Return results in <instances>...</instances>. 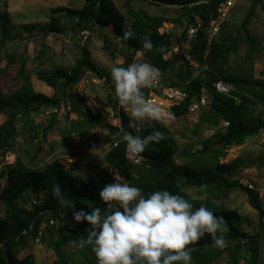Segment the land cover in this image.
<instances>
[{"label": "trees", "instance_id": "obj_1", "mask_svg": "<svg viewBox=\"0 0 264 264\" xmlns=\"http://www.w3.org/2000/svg\"><path fill=\"white\" fill-rule=\"evenodd\" d=\"M130 1V0H129ZM149 4L172 5L176 4L187 21V28L176 37L158 31L159 24H148L136 20L130 30L135 33L134 38L126 41L133 52L140 51L146 61L159 69L162 86H180L186 97L178 105L170 107L173 117H182L189 111V105L199 98L202 89L207 98L208 109L215 119L227 121L224 131L216 132L202 142V152L214 147H220L218 155L224 154V149L232 143H240L245 137L258 135L264 130V69L259 77L236 74L223 69L228 55L235 51L236 41L230 43L218 36L207 39L205 27L209 19L214 16L218 3L221 0H144ZM80 8L58 6L51 10L48 21L44 23L20 24L19 32H13V25L9 18L7 6L0 9V49L9 40L25 35L40 32L61 33L63 16L76 20L73 28L86 29L89 24L98 27L111 26L113 32L122 35L125 22L124 14L115 4V0H82ZM260 2L264 10V0ZM128 4V2H127ZM126 4V5H127ZM202 20L203 26L198 29L195 37L187 38V29ZM149 35L154 45L151 51L145 50L142 37ZM218 36V38H217ZM106 41V39H104ZM188 43L184 47V43ZM177 44L180 51L171 53V46ZM106 46V45H105ZM132 57L127 58V66ZM178 67L170 79L162 80V75L168 71L175 61ZM13 60L10 58L4 66H0V114L3 121L0 123V150L13 145L17 137L23 132L27 135V144H39L45 140L48 132L60 124L57 110L48 112L46 124L39 129L33 119V113L42 107H59L63 98L77 108L82 119L69 120V127L65 130L66 137L72 134L86 138L95 127L106 129L114 135L113 142L103 155L104 161L115 171L126 178L131 186L139 187L147 195L157 190H168L172 194L182 195L194 207L206 205L217 216H224L230 231L227 233V247H215L211 238L206 234L200 241L190 245L193 264H206L213 257L229 250L230 264H236L243 259L247 264H255L257 255L256 245L260 237H264V208L261 205L258 193L243 186L237 180L231 179L235 166L241 163L240 158H234L227 163L211 164L204 158L193 159L186 163H177L173 156L178 150V144L171 130L162 121H153L144 129L137 132L129 126L128 115L118 101L109 99L111 106L116 109V116L120 118V125H113L106 121L105 113L92 114L85 106L86 98L81 94L70 92L77 84L84 69L98 73L96 64L89 57V50L82 48V54L75 63L66 68L58 66L49 73L38 71L36 77L48 86L59 91V95H46L36 91L32 85L31 74L26 69V59L19 57L16 77L20 79L19 86L6 93L3 90L1 77ZM199 72L194 75L195 70ZM222 79L232 86L229 94L217 92L213 82ZM145 95L148 89H143ZM160 93V89L156 90ZM102 106H105L100 102ZM80 105L85 106L83 112ZM261 108V109H260ZM259 110L258 112H256ZM121 129L141 137L151 131H160L164 139L159 143H152L144 153L139 163L131 162L126 155V143L121 139ZM37 151L40 148H36ZM0 176L5 179L0 193V201L4 205V215L0 216V264H34L31 254L17 258V248L23 244L27 235H41L44 241L60 258L62 248L71 241L86 236L87 222L77 223L72 217V209L61 206L53 195V185L59 183L62 191L73 201L76 210L90 212L95 207L105 208L99 197V191L105 184L112 183L114 178L108 172H103L95 179L84 180L81 176L72 173L61 160L55 158L42 166L31 165L21 156H17L11 165L1 169ZM192 185L199 189L216 190L223 192L234 187H240L249 195L250 205L258 212L260 229L255 235H250L239 228V215L234 210H224L222 206L208 200L191 199L184 190V186ZM32 199L36 202L32 203ZM53 220L51 225L48 221ZM45 228L41 229L43 222ZM247 246L246 250L241 249ZM84 261L95 264L96 257L91 246L85 247Z\"/></svg>", "mask_w": 264, "mask_h": 264}, {"label": "rangeland", "instance_id": "obj_2", "mask_svg": "<svg viewBox=\"0 0 264 264\" xmlns=\"http://www.w3.org/2000/svg\"><path fill=\"white\" fill-rule=\"evenodd\" d=\"M231 1L232 6L222 22L224 24L221 30L219 29V34L216 33L228 43L232 40L236 41V49L228 55L223 69L236 74L259 77L264 69V10L261 3L256 0ZM82 3V0H0V9L4 8V5L7 6L13 32H19L20 24H42L48 21L53 8L58 6L80 8ZM115 4L125 16L122 32L130 30L131 24L136 20L147 22L150 25L158 23L160 33H168L173 37L178 36L187 28L186 18L181 10L177 9L178 6L149 4L144 0H115ZM75 22L76 20L63 16L61 33L35 32L25 35L22 32V37L7 41L0 49V66H4L10 58L13 62L2 74L3 90L9 93L18 86L20 79L16 77V72L19 57L23 56L26 59V69L32 75L34 88L48 95H59L56 89L39 83L36 73L38 71L49 73L58 66L70 68L82 54V48L86 47L89 50L90 59L98 68V73L84 69L79 82L72 86L70 92L85 96V106H88L92 114L104 115L105 113L106 121L117 125L119 118L116 116V109L109 103V99L118 101L110 69L112 66L127 67V58H133L138 53L133 52L127 43L118 42L119 36L113 32L111 26L98 27L89 24L85 29L87 39L82 41L80 39L81 29L73 28ZM183 46L187 47L188 43H184ZM142 62L146 61L142 60ZM179 62L180 60L175 61L173 66L163 73L162 80L173 76ZM198 72L199 70L196 69L194 74ZM62 100L63 102L57 108L42 107L33 113V119L41 129L46 124L48 112L57 110L59 126L51 129L44 141L39 144L33 143L30 147L27 144V135L22 132L15 143L9 146L12 155L15 158L21 156L29 164L38 166L57 158L63 162L65 168L84 180L95 179L103 172H108L113 176L114 170L104 161L103 155L112 145L114 136L106 129L96 127L86 138L77 136L66 138L63 133L67 128L68 118L80 116L81 113L79 114L77 108L70 106L68 100L65 98ZM100 102L107 107L104 108ZM80 106L79 109L84 112L85 106ZM123 109L130 115L128 107H123ZM2 121L3 116L0 114V123ZM164 123L171 130L179 146L173 156L175 162L186 163L193 159L204 158L211 164L215 162L220 164L240 158L241 163L235 166L231 179L237 180L248 188H250L248 185H251L250 189L258 193L259 201L264 208V130L258 135L245 137L240 143L230 144L224 149L223 155H218L221 149L217 146L207 152L201 151L202 142L206 138L225 129L222 120L215 119L211 115L208 105L188 111L182 117L165 119ZM91 140L95 142L94 147L86 145ZM38 147L39 151L36 149ZM4 182L5 179L2 180V184ZM184 190L191 199L208 200L222 206L226 211H236L240 218L239 228L250 235L258 233L260 229L258 212L250 205L249 195L242 188L234 187L217 192L213 189H199L186 184ZM3 215L4 205L0 201V216ZM52 223L53 220L48 221V225ZM45 225L44 221L41 229H44ZM246 247L242 246L241 249L246 250ZM256 250L255 264H264V237H260ZM82 252H86L85 247L79 248L69 243L63 246V257L60 258L42 241V236L38 233L36 236L27 235L25 237L23 244L17 248V258L21 259L31 254L34 264H89L84 261ZM228 254L227 249L206 264H230ZM191 264H193L192 261ZM236 264H247V262L240 259Z\"/></svg>", "mask_w": 264, "mask_h": 264}, {"label": "clouds", "instance_id": "obj_3", "mask_svg": "<svg viewBox=\"0 0 264 264\" xmlns=\"http://www.w3.org/2000/svg\"><path fill=\"white\" fill-rule=\"evenodd\" d=\"M134 36V32L127 30L117 40L126 42ZM141 39L143 48L151 51L154 45L150 36ZM110 73L118 103L130 109L129 126L137 132L153 121L173 118L170 111L166 112L147 98L143 91L159 81V69L137 60L127 67L112 66ZM164 138V134L156 130L141 137L121 129V139L136 155ZM113 178L112 183L105 184L99 191L106 207H95L90 212L76 210L59 183L52 189L61 206L72 209L77 223L86 221L89 225L85 229L86 236L71 243L79 248L91 246L97 264H191L193 249L189 246L198 243L206 234L215 247H227L230 231L227 220L206 205L194 207L182 195L168 190L146 195L118 172L113 171Z\"/></svg>", "mask_w": 264, "mask_h": 264}, {"label": "built area", "instance_id": "obj_4", "mask_svg": "<svg viewBox=\"0 0 264 264\" xmlns=\"http://www.w3.org/2000/svg\"><path fill=\"white\" fill-rule=\"evenodd\" d=\"M231 6H232L231 0H221L218 3L215 15L210 17L208 25L207 27H205L208 40H211L216 35V33L221 27V23L225 20ZM202 26H203V21L197 19L196 24L190 26L187 29V38L189 39V38L195 37L197 30L201 29ZM80 39L82 41H85L87 39V31L85 29L80 31ZM172 51H174V53H177L178 51H180L179 46L177 44H173L171 46V52ZM136 53L138 54L134 56L133 58H131L130 63H132L133 61H137V60L140 62H142V60L146 61V59L144 58V56L141 54L140 51H136ZM169 54L170 53H166L164 57H167ZM213 86L217 92L224 93V94H229L230 91L233 89L229 83L223 81L222 79H218L214 81ZM147 89H148V93L146 97L155 101L159 106H162V108L166 112L170 110L171 106L178 105L186 97V92L180 86H170V85L162 86L160 80L154 83L150 88H147ZM157 89H160V93L156 91ZM205 105H207V98L202 89V94L199 96V98L194 100L189 105V111L199 109ZM118 121L119 123L117 124V126L120 125V118ZM222 123L224 127L228 125L227 121H222ZM119 132H121V127H120ZM112 144L116 145V142H113ZM86 145L94 147L95 142L91 140V141H88ZM126 155H127V158L133 163H139L140 160L142 159V156L140 154L136 155V154L131 153L127 149V146H126ZM14 160H15V156L12 155L11 149L9 147H5L1 149L0 150V172L3 167L7 165H11L14 162ZM3 179L4 178L0 176V193L3 187V184H2ZM248 186L250 188L252 187L251 185H248ZM35 202L36 200L32 199V203H35Z\"/></svg>", "mask_w": 264, "mask_h": 264}, {"label": "crops", "instance_id": "obj_5", "mask_svg": "<svg viewBox=\"0 0 264 264\" xmlns=\"http://www.w3.org/2000/svg\"><path fill=\"white\" fill-rule=\"evenodd\" d=\"M37 78V77H36ZM31 81H32V85H33V87H34V83H33V79H32V75H31ZM37 81L39 82V83H42V84H44L45 86H48L44 81H41V80H39L38 78H37ZM19 84H20V82H19ZM19 84H18V86H19ZM17 86V87H18ZM16 87V88H17ZM48 87H50V86H48ZM15 88V89H16ZM50 88H52V87H50ZM35 89V88H34ZM36 90V89H35ZM37 91V90H36ZM41 93H43V92H41ZM44 94H46V93H44ZM46 95H48V94H46ZM71 106V105H70ZM79 114H80V112H79ZM58 116V115H57ZM58 118V117H57ZM83 118V116L80 114V116H76V117H71V118H68V120H67V128L65 129V130H67L68 129V127H69V120H72V119H76V120H79V119H82ZM59 119V118H58ZM67 119V118H66ZM59 126V125H58ZM96 128V127H95ZM95 128H93V129H95ZM100 128V127H99ZM93 129H92V131H93ZM91 131V132H92ZM48 134H49V132H48ZM63 134H65V133H63ZM91 134V133H90ZM71 136H77V137H79V138H83V137H81L80 135H74V134H72ZM70 136V137H71ZM65 137H66V134H65ZM66 138H69V137H66Z\"/></svg>", "mask_w": 264, "mask_h": 264}, {"label": "water", "instance_id": "obj_6", "mask_svg": "<svg viewBox=\"0 0 264 264\" xmlns=\"http://www.w3.org/2000/svg\"><path fill=\"white\" fill-rule=\"evenodd\" d=\"M172 6H177L176 4H172Z\"/></svg>", "mask_w": 264, "mask_h": 264}]
</instances>
